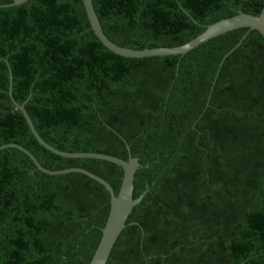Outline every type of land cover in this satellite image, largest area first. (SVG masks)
Instances as JSON below:
<instances>
[{
    "label": "trees",
    "instance_id": "obj_1",
    "mask_svg": "<svg viewBox=\"0 0 264 264\" xmlns=\"http://www.w3.org/2000/svg\"><path fill=\"white\" fill-rule=\"evenodd\" d=\"M104 34L127 48L176 47L235 8L264 0H91ZM0 0V145L44 168L82 167L118 193L123 171L66 152L138 157L149 185L106 264H264V43L246 28L181 57H124L91 28L83 0ZM236 45V46H235ZM235 46V47H234ZM11 76V80H10ZM174 78V79H173ZM173 81V82H172ZM105 186L49 174L0 149V264H88L107 217Z\"/></svg>",
    "mask_w": 264,
    "mask_h": 264
},
{
    "label": "water",
    "instance_id": "obj_2",
    "mask_svg": "<svg viewBox=\"0 0 264 264\" xmlns=\"http://www.w3.org/2000/svg\"><path fill=\"white\" fill-rule=\"evenodd\" d=\"M25 0H12V2L3 4L4 5H15L24 2ZM83 4L85 7V11L87 17L89 19L90 25L94 33L97 35V38L100 42L110 51L124 57H131V58H140V57H148V56H155V55H171V56H179V60L176 67L175 76L177 74V70L181 61V57L189 52L190 50L196 48L198 45L204 43L205 41L209 40L212 37H215L219 34H222L226 31L237 29V28H246V33L240 38V40L236 43L239 44L240 41L245 37V35L252 30H255L261 37L264 43V3L261 12L257 15L246 14V12L239 11L235 8L234 15L219 19L215 22H212L208 25H203L204 30L198 34L196 37L188 41L187 43L176 46V47H150V48H142V49H133L127 48L123 46H119L112 42L103 32L102 27L99 23L98 16L94 10L91 0H83ZM235 45V46H236ZM234 46V47H235ZM173 78V79H174ZM11 80V76H10ZM173 82V81H172ZM9 95L11 100L14 103L16 109H18L26 119L32 133L34 134L36 141L43 145L45 148L50 150L51 152L57 153L62 156L66 157H87V158H97L102 160H107L112 163L117 164L121 167L123 171L122 181L117 194H115L112 186L103 178L87 171L85 168L82 167H70L67 169L62 170H48L44 168L40 163L36 160V158L27 150L23 149L21 146L9 142L6 144H1L0 149L5 148L7 146H14L15 148L23 151L26 153L35 163L38 169L43 172L49 174H60L70 171H80L85 173L87 176L95 179L96 181L100 182L102 185L105 186L106 190L110 195L107 217L105 219L104 225L101 228V234L94 249L93 255L88 262V264H106L114 243L118 238L120 232L125 227L126 220H128L129 215L131 214L133 208L141 202L145 194L149 189V185L146 184L145 189L138 195L135 196L133 194L134 190V174L135 172L141 167H148V163L141 164L138 160V157L131 156L129 151V146L127 147L128 150V158L122 159L113 155H108L104 153H88V152H66L61 151L59 149L54 148L53 146L49 145L45 142V140L39 135L38 131L36 130L32 119L28 115L27 111L23 104H19L16 101L12 94L11 84L9 86Z\"/></svg>",
    "mask_w": 264,
    "mask_h": 264
}]
</instances>
